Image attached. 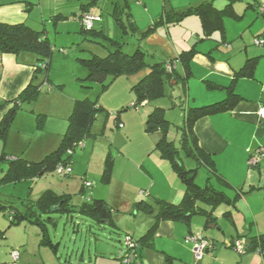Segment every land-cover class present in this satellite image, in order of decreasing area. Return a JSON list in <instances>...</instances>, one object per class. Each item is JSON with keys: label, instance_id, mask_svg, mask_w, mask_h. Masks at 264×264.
Returning a JSON list of instances; mask_svg holds the SVG:
<instances>
[{"label": "crops", "instance_id": "obj_1", "mask_svg": "<svg viewBox=\"0 0 264 264\" xmlns=\"http://www.w3.org/2000/svg\"><path fill=\"white\" fill-rule=\"evenodd\" d=\"M201 1L207 0H187L186 5L177 7L174 6V0H136V2L128 0L132 17L138 26V31L132 34L136 37L133 47L140 44L146 50V58L150 64L177 58L184 50L196 49L190 64L191 75L185 85L183 86L181 83L176 85L175 82L169 84L171 90L167 91L166 100L159 101L160 104L166 105V101L169 99L172 102V107L177 104L181 106L182 103L184 107L213 103L227 97L230 85H233L234 90L239 94L240 98L231 109L205 115L199 118L194 126L200 145L213 155L215 167L221 174V177L213 174L211 181L225 191L232 201H221L215 206L202 203L206 209L212 210L214 218L209 221L206 213L192 215L189 222L173 219L156 221L155 214L158 211V204L155 202V198L178 203L185 192L184 183L180 180L172 163L162 155L160 160L167 161L169 167L170 165L173 167V169L170 168L168 174L162 175L163 178H170L171 189L169 190L162 187L158 191H154V186L161 175L157 178L146 161L143 162L142 167L148 175V181L144 179L142 183L145 185L141 183L140 187L138 185L127 188L126 197L121 203L111 201L96 187L83 190L82 182L81 192L83 194L90 191V198L93 195L94 198L107 200L114 207V211L110 219H100L87 211L78 210L79 203L71 201L73 205L71 208L75 210L73 209L69 213L65 212V214L77 227L75 229L79 230L80 216H88L97 224L101 233L93 231L91 225L89 231L92 233V238L96 240L95 248L84 247L69 251L65 264H123L121 255L126 249V233L137 239H143L146 236L138 249L139 261L146 264H264V254L261 252L248 250L238 253L229 244L238 239L247 243L251 236L264 233V191L260 188L264 183V169L258 170L259 174L257 175L251 170L249 163L250 154L255 152L258 147L264 151V117L260 112L264 101V90L262 93L260 87L261 82L264 81V48L250 46L249 38L246 36L241 42L236 40L233 42L235 36L237 34L240 36V32L242 33L244 29L239 28L235 33L231 32L232 24H230L231 22L227 23L225 17L224 29L216 30L209 36L205 35L202 21L195 14L188 15L177 23H164L146 35H141V32L152 25L153 21L159 18L166 9L180 10ZM213 1L219 8L229 2V0ZM132 3L137 9L131 8ZM104 5L107 9L111 6L108 3ZM233 7L238 15L235 16V19L240 20L243 14L235 9L234 3ZM248 7L253 8L254 6ZM68 11L75 15L79 12L80 16L82 13L80 0H0L1 22H26L35 29H45L49 37L50 32L46 30L47 24L50 21L56 24L59 20L57 14L63 15ZM253 22L254 20L251 21V24ZM102 26L109 36L120 38V29L111 15L104 16ZM258 32L260 33L256 37L264 36V27ZM230 34L231 36H229ZM250 57H258L255 75L253 77L238 76L234 80L236 71L241 69ZM37 60V55L30 51L7 53L0 50V104L18 96L30 82L37 83L43 80L39 76L41 73L37 72L35 76ZM176 60L177 69L185 74L183 64L178 58ZM148 70L149 68L139 72L141 74H133L131 84L134 85ZM174 85L176 86L174 87ZM150 102L143 101L142 105H148ZM155 106L158 105L155 104ZM9 107L8 104L0 108V120ZM152 110L153 108H151ZM122 118L123 116L120 114L116 126L130 130V124L122 121ZM117 120L115 118V121ZM119 122L123 123V126H120ZM151 144L150 141L147 146H151ZM128 160L131 162L130 158ZM204 167L208 171L206 166ZM3 169L5 170V166ZM198 173L199 171L196 174L198 175ZM40 176L42 175L39 174L37 177ZM37 177L20 181L34 180ZM222 177L224 179L220 180ZM84 180L89 179L85 177ZM2 187L1 185L0 188L2 189ZM49 188L52 189V187ZM43 192L40 194L42 195ZM56 192L69 193L64 190ZM140 199L154 204V212L136 210L134 204ZM90 202L83 203L81 206L89 205ZM221 204L224 205L223 215L229 225L219 222V215L215 210ZM121 214L125 216H120ZM41 218L42 223L23 220L17 224L7 222L6 228L0 227L5 228L7 233L10 230L13 231L15 227V229L23 231L19 234L20 238L13 243V246L18 247L19 258L16 260L13 258L12 250L10 255H4L0 264H32L41 261V257L29 251V244L27 245V240L24 239V236L35 234L41 235L42 241L47 239L52 244L55 242L49 232V223L57 221L53 213L50 217L42 216ZM105 227L110 228V232L105 230ZM207 228L215 229L216 232H208ZM194 232H202L214 240L215 247L207 250L201 256H196L193 251V243L189 239V235ZM105 238L106 241L103 242L102 240ZM43 264H48L46 259H43Z\"/></svg>", "mask_w": 264, "mask_h": 264}, {"label": "rangeland", "instance_id": "obj_2", "mask_svg": "<svg viewBox=\"0 0 264 264\" xmlns=\"http://www.w3.org/2000/svg\"><path fill=\"white\" fill-rule=\"evenodd\" d=\"M90 1L80 0L81 3H90ZM249 2H257L258 4L264 3V0H233L235 9L243 14V17L236 20L235 16L225 15V21L231 22V32L233 33L239 28L244 29L242 33L240 32V36L238 34L235 36L233 42L235 40L241 42L246 36L249 38L250 46L263 49L264 46L255 43V38L260 33L258 31L264 27V15L259 14L256 8L248 7ZM186 4L187 0H174V6L181 7ZM91 7L95 11H99L97 4ZM131 8L137 9L133 3ZM65 14L66 16L59 18L56 24L50 21L46 29L50 32V40L54 47L49 70V79L53 85L48 87L45 84L34 102L23 103L7 138L0 137V157L6 151L12 155H21L30 161H40L57 149L67 130L69 117L77 99L89 98L99 100L104 104L105 111L98 114L99 116L92 125L93 133L100 135H91L85 140V146L75 147L73 175L62 176L53 168L34 180H23L16 183L4 182L2 189L0 188V202L21 207L23 202H27V198L36 199L41 195V192L52 187V190L55 191H68L72 194V200L82 205L91 201L90 191L86 192V195L81 192V184L87 177L93 184L92 189L96 187L111 201L121 203L126 197L127 188L138 185L140 187L144 179L148 178L142 167L144 161L148 163L149 168L153 169L157 178L161 175L154 186V191L156 192L162 187L167 190L171 189L170 178H163L162 176L168 174L170 168L173 169V167L171 165L169 167L167 161L160 160L161 152L157 147V141L161 132L157 129L147 131L145 120L149 111L151 112V108L154 109L155 104L166 107V116L171 121L167 131L168 138L177 143L183 132L181 124L184 121V110L179 104L172 107L170 99L166 101V105L160 104L159 101L166 100L167 95L152 100L148 105L140 104L139 108L133 107L136 99L134 92L131 91L133 74L117 78L109 75L107 78L109 85L104 89L98 83L83 81L88 74V69L78 60V57H89L93 53L107 55L110 52L111 43L102 35L91 34L87 37L81 33L83 24L79 12L77 15L71 11ZM252 20H254L253 24H251ZM217 35L219 34L217 33ZM135 40V35H126L125 41L127 42L123 47L124 50L132 53L135 50L133 47ZM46 72L45 69L38 72L41 73L39 75L41 79L45 78ZM262 83L264 81L260 84L263 93L264 84ZM170 90L171 87L168 85L166 91ZM117 111H120L123 116L122 121L130 124V130L116 126L118 122L117 119L115 121ZM38 114H42L41 117H38ZM150 141L152 142L151 146H147ZM110 152L114 160L105 180L103 176L106 171V158ZM182 156L188 167L198 165L195 159L186 156L183 152ZM128 158L131 159L132 163ZM137 159L138 162H136ZM4 166V163L0 164V176H2ZM146 167L148 166L146 165ZM198 167L199 173L196 179L200 184L205 185L208 171L204 166L199 165ZM251 170L257 175L259 174L258 169L251 168ZM223 204L219 205L215 211L219 215V222L228 224L229 222L223 215L225 210ZM53 215L57 220L49 223V232L55 241L53 244L47 239L42 241L41 235L24 236L27 245L29 244V251L41 257L40 262L36 261L32 264H43V259H46L48 264H65L69 251L84 247L87 249L95 248L96 240L92 238L89 227L92 225L95 232L101 233V230L90 217L80 216L79 230L77 231L75 229L77 227L68 219L67 214L54 211ZM120 216L125 215L121 214ZM7 222L9 219L0 210V227H5ZM5 228H0V261L4 259V255H10L13 249L18 248L13 246V243L20 238L21 235L19 234L23 232L21 229H15V227L13 231L10 230L7 233ZM105 230L110 232V228ZM207 231H215V229L207 228ZM102 241H106V238ZM233 249L239 253L236 248Z\"/></svg>", "mask_w": 264, "mask_h": 264}, {"label": "trees", "instance_id": "obj_3", "mask_svg": "<svg viewBox=\"0 0 264 264\" xmlns=\"http://www.w3.org/2000/svg\"><path fill=\"white\" fill-rule=\"evenodd\" d=\"M106 3L111 5L109 9L104 5ZM96 4L99 7V11H94L91 7ZM80 5L82 7V13L79 17L83 24L81 33L86 36L91 34L102 35L109 39L111 43V48L109 47L110 52L107 55L93 53V55L89 57H78V60L88 69V74L83 81L98 83L102 85L104 89L109 85V83L107 84L109 75H112L114 78L123 75L129 76L149 68L148 72L132 85L131 88L136 96L132 106L138 108L143 101H152L165 96L167 94L166 87L173 82H175L176 85H179V83L183 86L185 85L187 79L191 75L190 64L196 49L191 48L189 50H184L180 53L179 57H177L185 68V74H182L177 69L176 65L174 66L177 62V58L157 61L150 64L146 58L147 52L140 44L136 45L132 53H128L123 48L127 42L125 41V36L138 31V26L135 24L129 9L130 3L128 0H91L90 3L80 2ZM248 6H254L258 10V4L255 2H249ZM88 12L100 16V20L96 21L91 29L86 28L83 23V16ZM192 14L200 17L206 36L211 35V33L216 30L224 29L223 22L225 15L238 16L233 7V0H229V2L221 8L216 6L213 0L201 1L198 4L190 5L180 10L166 9L159 18L153 21L152 25L141 32V35H146L156 29L157 26L164 23L171 24L180 22L186 16ZM106 15H111L114 18L116 25L120 29V38L111 37L104 31L102 22ZM58 17L63 18L64 15L59 13ZM0 50L7 53H20L23 51L33 52L38 57L35 76L37 72L44 69L47 71L45 78L41 82H30L18 96L0 104V108L8 104L10 105L9 109L0 120V137L6 139L23 103L34 102L45 84L48 87L53 85L49 79V70L54 47L45 29H35L26 22L9 23L0 21ZM168 63L173 64L172 69L168 68ZM257 65L258 57L248 58L244 66L236 71L234 80L238 76L253 77ZM176 85H174V87ZM239 98L240 96L234 90L233 85H230L227 97L219 101L205 105H191L189 107H184L182 103L181 107L184 110V121L181 124V129L183 132L177 143L168 138L167 131L171 121L166 116V108L158 105L148 114L146 119V130L158 128L162 132L157 142V147L162 157L170 160L174 170L185 186L184 195L178 203L155 198V202L158 204V211L155 214L156 221L160 219H173L189 222L192 215L197 213H206L209 221L214 218L211 212L212 210L206 209L202 203L205 202L215 206L221 201H232L225 191L218 188L211 181L213 174L218 175V177H221V174L218 173L215 167L213 155L200 145L194 126L196 121L205 115L231 109ZM104 111L105 107L99 100H91L89 98L77 99L69 117L67 130L62 137L59 147L40 161H30L21 155H11L4 151L0 157V164L4 163L5 165V170L3 169L2 176H0V187L4 182L16 183L22 179H33L37 177L42 170L45 169L46 172L53 168L56 169L60 163L63 165H70L73 170L75 147L80 145L85 146V140L91 135H100L93 133L92 125L94 120L99 116L98 114ZM120 111L116 112V119L119 117ZM41 115L42 114H38V117H41ZM118 124L123 126V123L119 122ZM259 149L258 147L255 152ZM182 152L186 156L195 159L198 165L188 167L184 163ZM255 152H252L250 157ZM113 160V156L110 152L106 158V171L103 176L105 180L108 177L109 168ZM199 165H204L208 169L207 182L205 185L200 184L196 179ZM250 167L258 170L264 169V156L258 164H250ZM72 174L73 171L65 176H71ZM223 179L222 177L220 180ZM85 181L86 180L83 181V190H85ZM260 188L264 191V183ZM91 200L89 205H80L78 210L87 211L100 219L111 218L114 207L107 200L103 198H94L93 195H91ZM71 201V193L60 194L52 189H47L37 199L27 198V202H23L21 207L0 202V210H2L9 219L10 224H17L23 220L42 223V216H52L53 205L56 206L54 211L58 210L63 213L72 211L74 208H71V206H73ZM134 207L136 210H142L148 213L154 212V204L145 199L136 201ZM125 235L130 234L126 233ZM131 237L135 241H138L140 245L146 239V236L143 239H137L132 235ZM234 241L235 240L229 243L233 248H235ZM213 244L215 247L214 240ZM248 250H256L264 254V233L251 236L246 243L245 249L240 253H244Z\"/></svg>", "mask_w": 264, "mask_h": 264}, {"label": "built area", "instance_id": "obj_4", "mask_svg": "<svg viewBox=\"0 0 264 264\" xmlns=\"http://www.w3.org/2000/svg\"><path fill=\"white\" fill-rule=\"evenodd\" d=\"M258 10L260 14L264 15V3H258ZM100 20V16L95 15L92 12L85 13L83 16V23L84 26L88 29L93 28L94 23L96 21ZM255 43L260 46H264V36L260 35L255 38ZM175 66V64H174ZM173 64L168 63V68L172 69ZM261 115L264 117V101L262 102L261 106ZM122 125V124H121ZM83 145V143L81 142ZM264 156V151L262 149H259L257 152L252 154V156L249 159V163L251 165L258 164ZM56 170L61 174L62 176H65L66 174H69L72 172V168L70 165H63L59 164L56 168ZM84 187L87 190H90L92 188V182L90 180H86ZM189 239L193 243V251L196 256H201L204 252L214 247L213 240L207 236H205L202 232H194L189 235ZM126 242V249L122 252L121 260L123 264H146L141 261H139V247L140 243L138 241H135L131 235H126L125 238ZM234 247L239 251L242 252L246 244L243 243L241 240H235L234 241ZM12 256L16 260L19 258V250L13 249Z\"/></svg>", "mask_w": 264, "mask_h": 264}, {"label": "water", "instance_id": "obj_5", "mask_svg": "<svg viewBox=\"0 0 264 264\" xmlns=\"http://www.w3.org/2000/svg\"><path fill=\"white\" fill-rule=\"evenodd\" d=\"M44 173H45V169H44V170H42V171L40 172V175H42V174H44ZM55 207H56V206H54V205H53V206H52V209L54 210V209H55Z\"/></svg>", "mask_w": 264, "mask_h": 264}, {"label": "bare ground", "instance_id": "obj_6", "mask_svg": "<svg viewBox=\"0 0 264 264\" xmlns=\"http://www.w3.org/2000/svg\"><path fill=\"white\" fill-rule=\"evenodd\" d=\"M246 244V243H245Z\"/></svg>", "mask_w": 264, "mask_h": 264}]
</instances>
